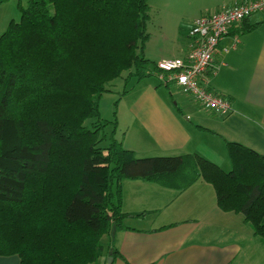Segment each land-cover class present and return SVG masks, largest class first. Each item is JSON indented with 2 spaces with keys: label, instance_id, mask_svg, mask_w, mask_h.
Returning a JSON list of instances; mask_svg holds the SVG:
<instances>
[{
  "label": "trees",
  "instance_id": "16d2710c",
  "mask_svg": "<svg viewBox=\"0 0 264 264\" xmlns=\"http://www.w3.org/2000/svg\"><path fill=\"white\" fill-rule=\"evenodd\" d=\"M19 9L0 36V256L97 264L113 227L146 215L123 211L125 180L179 191L203 180L220 210L241 214L264 242V155L229 142V172L198 154L138 158L101 118L100 100L123 73L138 83L155 76L144 55L149 0H27Z\"/></svg>",
  "mask_w": 264,
  "mask_h": 264
},
{
  "label": "crops",
  "instance_id": "0c3cea01",
  "mask_svg": "<svg viewBox=\"0 0 264 264\" xmlns=\"http://www.w3.org/2000/svg\"><path fill=\"white\" fill-rule=\"evenodd\" d=\"M246 1L205 0L196 19ZM236 37L240 43L234 47ZM188 51L186 43L174 58ZM206 81L230 100V114L207 112L190 99L172 104V93L160 83L139 82L143 89L128 109L124 147L138 158L198 154L218 166L228 162L229 142L264 155V13L230 30ZM122 187L123 211L146 215L126 219L114 236L104 238L106 254L97 264L109 258L111 264H264V242L241 214L220 210L214 187L205 181L184 191L142 180L124 181ZM113 251L120 255L113 257ZM0 264L21 260L0 256Z\"/></svg>",
  "mask_w": 264,
  "mask_h": 264
},
{
  "label": "rangeland",
  "instance_id": "374dc122",
  "mask_svg": "<svg viewBox=\"0 0 264 264\" xmlns=\"http://www.w3.org/2000/svg\"><path fill=\"white\" fill-rule=\"evenodd\" d=\"M203 1L205 0H149L150 18L147 23V33L150 37L144 48L145 58L156 63L162 57L170 59L181 56L180 49L189 43L188 33L195 19L201 15H197V13L200 3ZM20 6L26 7L27 0H3L0 4V36L7 30L12 20L16 22L21 20ZM146 80H150L157 87L159 86L160 81L156 76L146 78ZM138 84L136 77H129L125 72L121 78L110 84L111 91L105 93L100 100L101 118L117 123L116 138L119 140L122 139L129 122V106L142 92L143 84ZM159 88L167 90L168 95L172 93L174 99L172 104L182 100L187 102L193 100L176 85H170L169 89L164 86ZM95 122V119H90L86 121L85 125L91 129ZM110 127L108 128L109 133L111 132ZM219 166L226 172L231 170L229 159L227 163H222ZM107 243L106 240L102 241L104 246Z\"/></svg>",
  "mask_w": 264,
  "mask_h": 264
},
{
  "label": "built area",
  "instance_id": "2783aa9c",
  "mask_svg": "<svg viewBox=\"0 0 264 264\" xmlns=\"http://www.w3.org/2000/svg\"><path fill=\"white\" fill-rule=\"evenodd\" d=\"M257 13H264V0H250L224 6L196 19L188 33L189 51L184 58L161 59L154 75L164 86L176 85L205 111L220 115L232 112L230 100L213 92L206 76L213 69L221 42L230 30ZM240 43L235 38L234 47Z\"/></svg>",
  "mask_w": 264,
  "mask_h": 264
},
{
  "label": "water",
  "instance_id": "95a60500",
  "mask_svg": "<svg viewBox=\"0 0 264 264\" xmlns=\"http://www.w3.org/2000/svg\"><path fill=\"white\" fill-rule=\"evenodd\" d=\"M115 232H116V226L113 227L112 236L115 235ZM112 260H113L112 258H109L108 259V264H111L112 263Z\"/></svg>",
  "mask_w": 264,
  "mask_h": 264
}]
</instances>
